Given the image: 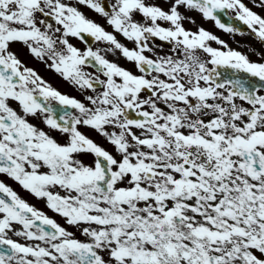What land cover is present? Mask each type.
Wrapping results in <instances>:
<instances>
[{"label": "snow or ice", "instance_id": "1", "mask_svg": "<svg viewBox=\"0 0 264 264\" xmlns=\"http://www.w3.org/2000/svg\"><path fill=\"white\" fill-rule=\"evenodd\" d=\"M166 2L0 0V175L85 237L0 180V264H264V52L251 61L204 27H185L195 12L243 34L222 21L234 12L264 45V15L243 0ZM85 36L109 47L70 42ZM16 46L84 100L54 88ZM116 51L135 71L104 54Z\"/></svg>", "mask_w": 264, "mask_h": 264}, {"label": "flooded vegetation", "instance_id": "2", "mask_svg": "<svg viewBox=\"0 0 264 264\" xmlns=\"http://www.w3.org/2000/svg\"><path fill=\"white\" fill-rule=\"evenodd\" d=\"M74 2V0H72ZM107 4H111L112 0H105ZM154 3L160 4L161 7L165 8V10L168 7V4L166 0H153ZM80 10L85 13L86 16L89 18L95 20L96 22L100 23L102 26L106 28V30L112 32L113 29L111 26L107 25L104 18H102L99 14L93 12L87 7L79 6ZM183 11V10H182ZM230 15L229 20L227 21L228 24H232L235 27L239 28L243 34L240 33H234L230 34L227 33L218 27L215 26L214 22L206 21L200 17L199 14L192 12L188 13V15L192 16L195 19V24L189 23L185 21V27L196 30L198 26L204 27L206 30L212 32L217 37H219L221 40L225 41L228 48H231L233 50L239 51L249 57L251 61H260L261 56L259 53L264 52V45H262L257 38L254 37V35L250 32V30L243 25L242 22L238 20H234L233 17H235L234 12H228ZM136 20H141L142 18L137 15L135 17ZM165 26H167L165 24ZM117 36V39L124 43L128 47H134L132 42L127 41L126 38H124L119 33H114ZM85 40L87 41V44L84 42H81L77 38H70V42H72L75 46L80 48L81 50H84L87 46H91L94 49H107L109 47L108 44L104 42H96L93 40V38L89 36H85ZM150 46H153L155 48V51L160 55L169 54L172 48V45H170L168 42L160 41L158 38H150L149 40ZM213 47H221L220 45L216 44L215 42H212ZM17 50L20 53L21 59L27 64V66L33 67L39 75H41L47 82H49L54 88L61 91L63 94H67L71 97H75L80 100H84V93H82L78 88H76L74 85H72L70 82L65 81L62 79L58 74H56L54 71L50 70L46 67L44 63L39 62L38 60L33 59L28 53L26 49L21 48L20 46H16ZM107 55V58L109 60L115 61L121 66H124L128 69H131L135 71L134 65L131 62L126 61L122 58L121 54L116 51L112 53H104ZM147 55H152L151 53H146ZM88 71H92V69H86ZM220 71L223 73L224 77L231 76L234 73V70L232 69H223L221 68ZM246 75V74H241ZM223 78V77H222ZM253 83L259 84L258 81L253 80ZM90 94V93H89ZM147 95V93H145ZM86 102V101H85ZM135 115V114H133ZM32 122L36 124L38 127L43 128L45 131H49L47 127L36 118H32ZM81 131L88 134L91 138L98 141H100L99 136L92 130L87 128H82ZM51 134L61 143L65 142V137H63L58 132H51ZM85 163H91L92 157L87 156L84 157ZM0 180H3L7 185L11 186L22 198L27 200L30 204L34 205L36 208L44 211L49 217L57 220L58 223H60L62 226H64L66 223L62 217H60L58 214L54 213L51 209H49L46 206V203L43 199L36 198L26 190L22 189L20 185H18L15 181L8 178L7 176L0 175ZM55 191H60L61 194H63L62 190L59 188L55 189Z\"/></svg>", "mask_w": 264, "mask_h": 264}, {"label": "rangeland", "instance_id": "3", "mask_svg": "<svg viewBox=\"0 0 264 264\" xmlns=\"http://www.w3.org/2000/svg\"><path fill=\"white\" fill-rule=\"evenodd\" d=\"M249 8H251L253 11H256L258 14H263L264 15V8H260V7H254V3L255 0H244L243 1ZM100 141H98L99 144H101L102 146L106 147L109 151H112V146L107 144V142L99 136ZM66 228H68L69 231H73L75 233V235L80 238V239H85V237H83L80 233V231H78L77 229H75L74 227L68 226V225H64ZM10 235H12L10 233ZM15 239H20L21 242L23 241V238H17V237H13Z\"/></svg>", "mask_w": 264, "mask_h": 264}]
</instances>
